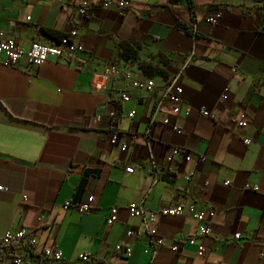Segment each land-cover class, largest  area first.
I'll use <instances>...</instances> for the list:
<instances>
[{
    "label": "crops",
    "instance_id": "obj_1",
    "mask_svg": "<svg viewBox=\"0 0 264 264\" xmlns=\"http://www.w3.org/2000/svg\"><path fill=\"white\" fill-rule=\"evenodd\" d=\"M130 1L129 9L117 12L96 0H0V37L28 47L32 41L57 43L42 29L58 36L75 27L83 47L38 67L0 63V252L21 256V264H264V0ZM80 6L88 7L83 16L76 12ZM116 38L138 42L141 60L167 54V77L187 59L177 80L183 103L176 116L168 103L154 113L158 92L120 76L104 91L94 89L92 74L110 63L135 78L146 76L117 58ZM152 77L157 85L165 80ZM112 109L118 133L113 147ZM165 116L179 132L161 123ZM233 116L248 124L237 126ZM174 147L190 159L175 154L168 161ZM128 166L134 169L126 171ZM85 168L99 170L88 177L82 195L93 196L92 210L63 209ZM180 201L214 211L211 233L195 235L188 213L159 215L148 221L156 232L152 239L163 240L150 262L143 252L147 227L127 205L137 202L148 213ZM112 206L118 216L106 224ZM20 227L38 246L4 249V231ZM127 229L139 236L126 237ZM190 236L203 243L201 255L196 244L186 243ZM172 243L179 250L171 251ZM49 246L61 250L60 260L41 254ZM82 253L88 260L80 259Z\"/></svg>",
    "mask_w": 264,
    "mask_h": 264
},
{
    "label": "built area",
    "instance_id": "obj_2",
    "mask_svg": "<svg viewBox=\"0 0 264 264\" xmlns=\"http://www.w3.org/2000/svg\"><path fill=\"white\" fill-rule=\"evenodd\" d=\"M96 4L103 8H114L117 12H123L125 9H129L131 6L130 0H96ZM88 7L86 6H80L76 8V12L79 16H83L87 13ZM208 21L214 22L215 19L213 17H209ZM83 51L82 45L78 42V31L75 27H71L67 33H65L63 36L60 37L59 41L57 43H47L46 42H40V41H32L28 47H23L19 43H17L14 40V37L8 36V37H0V63L3 66H17L20 64L21 61L25 63V65H29V67H38L44 62L51 59H56L60 56H71L75 54L76 52L79 53ZM184 61L183 65L180 67L178 74L171 75L165 78L163 83L157 85L153 77L145 76L143 78H135L131 75V72H125L121 71L120 68L114 64L110 63L106 65L103 69H101L98 72H94L93 78H92V86L95 90L98 91H104L107 87V84L114 78V77H123L124 80H127V82L132 85L133 87L140 88V90L144 91H150L155 89L159 96L157 99V102L154 106V113L159 111L160 107L163 106V104L168 103L170 104V112L172 116H176L180 112V106L183 103V96L182 91L183 88L181 85L177 83L178 76L182 74L183 68L185 65ZM120 98L126 102L128 101L129 97L126 93L121 92ZM186 111L188 112V109L186 108ZM203 116L211 117L212 115L208 113V111H205L203 109L199 110ZM129 117H132L134 115V111L131 110L127 114ZM108 116L110 118V129H111V136L109 137V145L114 146L116 142V137L118 136L117 131L115 130L114 126L117 121V117L115 114L114 109H112ZM154 116V115H153ZM154 119V117H153ZM100 120V116L96 115L94 121ZM233 120L235 121L237 126H245L248 124V121L245 119H237L235 116H233ZM163 125H170L171 129L174 131L179 132L180 130L177 128L175 124H172L170 121V118L168 116H165L162 119L161 122ZM145 136L148 137V128L145 131ZM245 144H248L251 142L250 137H244L242 140ZM119 148L124 151L126 150L127 146L126 144L120 143ZM175 154H180L183 159L189 160L190 156L184 153V150L174 147L172 148L171 154L168 155L167 159L168 161H172L173 156ZM199 160H203V158L200 156L198 157ZM134 169V166H128L126 167V171H132ZM185 180L188 179V176L183 175ZM229 182H225V184H228ZM246 187H249L250 189H256V186H250L249 184H246ZM5 190V187L0 184V191ZM22 198H26L25 194H22ZM93 199V196L90 194L86 195V198L83 200H80L79 203L73 205L71 204V200H66L63 203V209H67L69 207H72L74 210L78 211L79 213H85L90 212L92 210L91 207V201ZM128 212L132 216H139L143 219L146 229V237L148 245H145V248L143 249V252L148 254L150 257V262L152 261V257L156 253V249L160 247L163 244V240L160 237H155L152 239V237L155 235V230H153L149 225L148 221H154L155 218L159 215H168V216H179L183 215L185 213H188L190 216L193 217V219L196 222V234L199 236V238H202L204 236H207L211 233V227H210V219L212 218V215L214 211L212 210H200L199 208H196L193 204L185 205L184 201L177 202L172 205H166L158 210L152 211L147 210L139 203L137 202H129L127 205ZM118 216V207L112 206L109 209V215L106 216L105 221L106 224H112ZM124 235L126 237H134L139 236V232H136V230L133 229H127L126 232H124ZM240 236V233H236L233 235V237L236 239ZM2 242L3 246L11 245V244H24L26 247H36L38 246V242L35 236L31 235L26 231V228L20 227L14 230H8L6 229L2 236ZM186 243L190 245L196 244L197 250L196 253L201 255L202 250H204V246L202 242H196L195 236H190ZM121 245L118 243L116 245V249H121ZM170 249L173 252H176L179 250V246L177 243H172L170 245ZM124 253L129 254L130 249L129 247L124 248ZM40 252L45 257H50L55 260H60L62 256L61 250L56 246H49V247H43L40 249ZM80 259L83 261L88 260L87 253H82L79 255ZM23 261L21 256H18L16 254H8L4 252H0V264H21Z\"/></svg>",
    "mask_w": 264,
    "mask_h": 264
},
{
    "label": "trees",
    "instance_id": "obj_3",
    "mask_svg": "<svg viewBox=\"0 0 264 264\" xmlns=\"http://www.w3.org/2000/svg\"><path fill=\"white\" fill-rule=\"evenodd\" d=\"M169 1L177 2L178 0H169ZM187 1L190 2V0ZM178 27H180L185 32L189 33V35L192 34L190 33V31H188L186 25L179 23ZM42 31L48 35L55 37L56 38L55 40L57 42L59 41L60 37L63 36L62 34L57 36L55 32L46 29H42ZM195 35L197 36L198 34ZM115 42L118 47V57H117L118 59L123 60L125 63L128 64H135L136 67L139 70H141L142 74L148 77H152V76H161L165 78L167 77V72L164 70V67L169 65L171 62V59L167 54L163 52H159L156 53L154 57L151 59L141 60L139 58L140 57L139 50L141 49V45L138 42L134 40H126L120 38H116ZM68 59H71V57H69ZM167 179L170 180L169 174ZM3 248L6 249L7 247L3 246Z\"/></svg>",
    "mask_w": 264,
    "mask_h": 264
},
{
    "label": "water",
    "instance_id": "obj_4",
    "mask_svg": "<svg viewBox=\"0 0 264 264\" xmlns=\"http://www.w3.org/2000/svg\"><path fill=\"white\" fill-rule=\"evenodd\" d=\"M99 170L98 169H90V168H85L82 171V176L80 178L79 183H77L74 195L71 199V204L75 205L79 203L80 199H82V195L85 190V185L87 183L88 177L92 175H98Z\"/></svg>",
    "mask_w": 264,
    "mask_h": 264
}]
</instances>
